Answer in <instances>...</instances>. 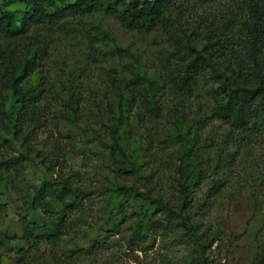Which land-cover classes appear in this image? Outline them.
<instances>
[{
  "label": "rangeland",
  "instance_id": "obj_1",
  "mask_svg": "<svg viewBox=\"0 0 264 264\" xmlns=\"http://www.w3.org/2000/svg\"><path fill=\"white\" fill-rule=\"evenodd\" d=\"M239 3L179 0L172 18L149 33L126 28L103 5L90 15L33 28L26 40L0 39V48L8 53L27 54L32 48L37 53L32 87L42 90L39 108L45 113L42 127L4 157L23 159L32 187L51 184L58 189L62 180H70L74 189L85 192L87 222L81 237H76L77 245L73 234L57 242L32 244L24 220L35 225H49L50 220L41 210L32 211L30 203L12 189L13 177L7 176L8 181L0 183L4 264H264V141L240 132L231 136L229 127L215 118L222 102L212 93L218 84L212 73L193 75L196 56L186 43L202 41L191 35L198 17L224 21ZM193 47L204 50L203 44ZM127 87L135 90L136 99L129 100L134 110L128 112L134 128L120 132L122 149L131 160L137 144L146 149L135 158L139 173L128 166L130 175L120 172L119 159H111L113 139L106 128L107 108L116 111L121 93L130 98ZM144 95L154 109L141 104ZM72 97L78 109L77 126L63 118ZM99 104L103 114L96 109ZM187 141L191 156L182 168ZM194 172L209 177L190 194L199 241L184 235L181 228L178 236L156 234L145 246L130 250L128 240L145 208L147 189L154 199L177 207L182 199L180 178L194 183ZM117 187H136L143 195L132 197L119 216L110 214L109 207ZM214 187L218 193L210 200L208 193ZM53 206L60 210L58 204ZM110 217H116L115 224L121 227L117 232H106ZM99 239L105 246L92 248ZM77 246L89 249L90 255L77 258Z\"/></svg>",
  "mask_w": 264,
  "mask_h": 264
},
{
  "label": "trees",
  "instance_id": "obj_2",
  "mask_svg": "<svg viewBox=\"0 0 264 264\" xmlns=\"http://www.w3.org/2000/svg\"><path fill=\"white\" fill-rule=\"evenodd\" d=\"M237 1L240 2L239 8L229 11L224 21L212 22L208 18L199 17L196 19L191 35L202 41L186 42L187 49L196 56L191 72L195 76L212 73V79L218 84L216 91H212L213 96L222 101L214 116L229 127L231 136L240 132L243 136L264 141V0ZM178 2L179 0H0V39L10 42L26 40L33 28L46 23L55 24L69 17L90 15L103 5L115 12L126 28L149 33L172 18ZM193 44H203L204 50L198 51ZM183 50H186V45ZM7 51L0 48V183L7 182L11 175L12 189L17 195L30 203L32 211L41 210L45 218L50 220L49 225H35L27 218L24 220L29 242L37 245L44 241L57 242L73 234L77 245L79 238L76 237H81V230L87 225L83 220L86 212L85 192L74 189L68 179L62 180L61 188L58 189L51 184L32 187L26 179L23 159L4 157L12 146L26 140L34 130L38 131L45 118L43 109L39 108L42 90L32 87L37 53L33 48L27 54L21 50L11 53ZM127 90L130 91V98L121 93L116 111H113L112 106L107 108L110 119L106 121V128L113 139V145L109 147L111 159H119L116 164L120 172L130 175L128 166L132 172L139 173L135 158L146 149L137 144L133 160L122 149L120 132L125 129L130 133L134 128L128 114L129 108L134 110L133 103L129 104V100L136 99L135 90L129 87ZM140 100L145 109H154L150 106L148 95L142 96ZM74 102L75 98L72 97L68 103L69 111L63 118L77 126L78 109ZM96 109L100 114L105 111L102 104L97 105ZM188 141L184 145L181 167L186 166L185 163L191 156ZM181 174L183 175L182 170ZM208 178L202 172H194V183H190L186 179L183 181L181 176L179 187L182 199L177 207L164 200L154 199L148 188L147 198L142 201L145 208L140 211L128 240L130 250L145 246L156 234L178 236L181 228L184 235L199 241L200 229L192 216L190 194ZM217 190L214 187L209 191L210 200L215 199ZM142 196L136 187H117L112 191L110 214L119 216L120 212L126 211L132 197ZM55 204L60 206V210H55ZM4 210V205L0 204V216ZM115 218L108 219L110 227L106 232H117L114 230L121 228L119 224H115ZM38 231L43 234L36 235ZM3 239H7V236L4 235ZM105 244L104 240L99 239L93 243L92 248L101 249ZM201 246L203 245L200 244ZM88 250L77 246L75 256L88 257ZM0 264H4L1 253Z\"/></svg>",
  "mask_w": 264,
  "mask_h": 264
}]
</instances>
